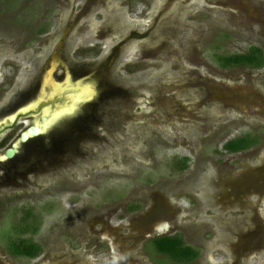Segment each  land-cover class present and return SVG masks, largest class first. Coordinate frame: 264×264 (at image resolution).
<instances>
[{"label":"rangeland","instance_id":"obj_1","mask_svg":"<svg viewBox=\"0 0 264 264\" xmlns=\"http://www.w3.org/2000/svg\"><path fill=\"white\" fill-rule=\"evenodd\" d=\"M253 45L264 0H0V121L52 68L95 92L0 162V264H181L149 246L175 233L197 264H264V67L215 59ZM246 133L262 141L224 149ZM27 211L33 235L15 229ZM20 235L42 255H12Z\"/></svg>","mask_w":264,"mask_h":264},{"label":"trees","instance_id":"obj_2","mask_svg":"<svg viewBox=\"0 0 264 264\" xmlns=\"http://www.w3.org/2000/svg\"><path fill=\"white\" fill-rule=\"evenodd\" d=\"M46 32V28H42L40 33ZM216 62L222 68H232L236 66H249L251 68L264 67V50L262 47L253 45L245 52L237 53H217ZM260 136L257 134L246 133L228 140L224 144V149L230 153L241 152L258 145L261 142ZM181 160V171L189 167V158L185 157ZM135 210V206H131ZM30 211L22 217L21 221L15 225V229L22 234H36L39 226L36 220L31 222ZM19 236L9 242V252L14 256H24L28 258H37L43 253V246L34 240L33 236ZM150 248L155 252L162 254L175 263L181 264H197L196 260L200 257V251L195 247L187 244L181 234H164L150 239Z\"/></svg>","mask_w":264,"mask_h":264},{"label":"bare ground","instance_id":"obj_3","mask_svg":"<svg viewBox=\"0 0 264 264\" xmlns=\"http://www.w3.org/2000/svg\"><path fill=\"white\" fill-rule=\"evenodd\" d=\"M54 67V66H53ZM53 68L50 69L45 77V82L43 85V91L45 94H42L38 99H34L21 107L20 111H27L30 109H36L44 99H51V101H56V98L63 95V102L56 104V106L47 105L43 107L42 109V115L40 117H35L33 125H36L40 128L41 133H44L49 129L54 123H56L58 120L63 118L66 115L72 114L75 112V110L81 106V104H84L88 100L92 99L95 92H94V86L90 84L89 82H81L77 81L76 83H73V80L70 75L66 77L64 82H58L53 76ZM45 86L51 87L50 92H46ZM54 108V109H53ZM11 113L8 117H5V119L0 121V124L2 121H6L7 118L14 119L16 116V113ZM44 116L45 120L41 121V117ZM30 135V134H28ZM17 146H19L20 143H22V140L16 142ZM4 160H7V157H2Z\"/></svg>","mask_w":264,"mask_h":264},{"label":"water","instance_id":"obj_4","mask_svg":"<svg viewBox=\"0 0 264 264\" xmlns=\"http://www.w3.org/2000/svg\"><path fill=\"white\" fill-rule=\"evenodd\" d=\"M46 89V86H45ZM44 93V92H43ZM45 94V93H44ZM63 95L59 96L58 98H56V100L58 101V103H62L63 102ZM94 97V96H93ZM91 100V99H90ZM56 101H51V99L45 100L43 101L36 109H30L27 111H18L16 113V116L14 119L11 118H7V120L5 122H2L0 124V138L9 130L13 129L15 127V125L21 120V118L24 117H28V116H33L37 113H39L43 107L47 106L48 104L51 106H55ZM45 117L42 116L41 117V121H44ZM30 134V135H28ZM41 131L40 128L36 125H31L27 128V130H24L21 134H20V138L22 140V143L29 141L31 138L36 137L41 135ZM18 152V146L17 143H14L12 145L11 148H7L5 150V152L3 154H0V162L6 161L4 160L2 157H7V160L9 159H13L16 154Z\"/></svg>","mask_w":264,"mask_h":264},{"label":"flooded vegetation","instance_id":"obj_5","mask_svg":"<svg viewBox=\"0 0 264 264\" xmlns=\"http://www.w3.org/2000/svg\"><path fill=\"white\" fill-rule=\"evenodd\" d=\"M31 125H32V124H31ZM31 125H29V126H31ZM29 126H28V127H29ZM28 127H27V128H28ZM27 128H26L25 130H27ZM23 131H24V130H23ZM23 131H22V132H23ZM13 144H14V143H13ZM13 144H12V145H13ZM11 147H12V146H10V147H8V148H11ZM6 149H7V148H6ZM32 259H34V258H32Z\"/></svg>","mask_w":264,"mask_h":264}]
</instances>
